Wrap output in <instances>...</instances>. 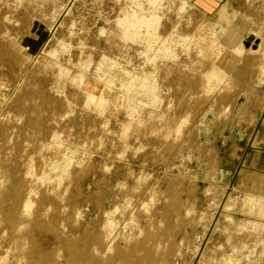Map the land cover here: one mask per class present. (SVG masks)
Listing matches in <instances>:
<instances>
[{
    "label": "rangeland",
    "instance_id": "rangeland-1",
    "mask_svg": "<svg viewBox=\"0 0 264 264\" xmlns=\"http://www.w3.org/2000/svg\"><path fill=\"white\" fill-rule=\"evenodd\" d=\"M252 134L264 143V0H0L4 193L41 184H25L42 207L28 258L85 236L156 248L154 264H264V151L220 174Z\"/></svg>",
    "mask_w": 264,
    "mask_h": 264
},
{
    "label": "bare ground",
    "instance_id": "bare-ground-1",
    "mask_svg": "<svg viewBox=\"0 0 264 264\" xmlns=\"http://www.w3.org/2000/svg\"><path fill=\"white\" fill-rule=\"evenodd\" d=\"M142 23L143 20L140 21L138 25H141ZM235 43H236L235 40H229V47H231L234 50L236 55H239L241 53V48H238V46H236ZM166 50L167 48L163 47V51ZM83 85L85 86V88L90 87L88 83L84 84L82 82V86ZM146 92H148L149 94L152 93L148 89ZM34 129L36 133L40 132V130H38L37 128L34 127ZM7 170L8 169L3 167V165L0 163V202L10 203V206L7 207L6 210H2L0 208V222L3 223L5 228L10 233L9 237H7L4 240L2 238L3 236H0V255L2 254L1 251L4 248L3 246L6 244L5 242H7L14 245L15 248L18 250L17 255H13L12 258L16 260L18 258L19 260H17L16 262H13L14 259L8 261V256H6L5 258L0 256V264H20V260L24 258L27 259V264H101V262L98 261L99 259H96V257L94 256V254H92V252H94L95 255H98L97 257H100V260L104 259L105 264H154L155 263L154 251L156 250V248L154 247H153L154 249H152L148 247L146 244L133 242L132 244L129 245H126L124 243L126 246L124 248L120 246L121 247L120 248L111 245L112 243L110 244V241H107V247L105 246L106 248L104 247L105 248L104 251L98 253L97 247L99 246V241L93 237H85V236L83 241L84 245L81 247L75 242H65L63 248L65 249V252L67 254L65 258L60 257V260L58 259L59 257L57 256L54 257L47 254L45 255L40 254L37 258L34 259L28 258L26 250L23 251L26 242L28 240H31V236L27 232V228L29 226H33V225L38 226L41 224L42 207L41 204H39L33 208V202L30 200L29 197H26V195H28L31 189L25 191V184H34L35 186L39 187L41 185L40 179L38 180H35L34 178H28L27 180L22 179L15 187H12L13 194L10 198H7L6 194L4 193V190L6 188L5 183L9 181V177L7 176L8 175ZM63 174L64 175L66 174V169H64ZM46 228L49 231L54 232V228L51 224H47ZM14 234H16L17 237H13ZM60 238L62 239V237ZM111 240H113V238ZM89 246L90 248H88ZM108 254H111V256L107 257Z\"/></svg>",
    "mask_w": 264,
    "mask_h": 264
},
{
    "label": "crops",
    "instance_id": "crops-1",
    "mask_svg": "<svg viewBox=\"0 0 264 264\" xmlns=\"http://www.w3.org/2000/svg\"><path fill=\"white\" fill-rule=\"evenodd\" d=\"M259 135L258 134H252L249 138V140H247L245 146L243 149L241 148H237V147H232V146H226V148H236L238 150L241 151V156L239 158H236V160L234 159H228L226 157H223L221 155V158H223V160L226 162L228 168L226 169V171H224L222 168H220V174L222 177H225L227 176V174H229V171H230V166H232V164L235 166V168L231 171L230 174H232L233 176L236 175L241 168H244L246 162H247V159H248V156H249V153H252V162L254 163V158H256L257 156H259V154H261L260 151H264L262 149H260L259 145L260 144H264L263 143V140H259ZM225 148V147H224ZM263 160H264V155H263ZM229 165V166H228ZM264 167V166H263ZM228 170V171H227ZM229 174V175H230Z\"/></svg>",
    "mask_w": 264,
    "mask_h": 264
},
{
    "label": "water",
    "instance_id": "water-1",
    "mask_svg": "<svg viewBox=\"0 0 264 264\" xmlns=\"http://www.w3.org/2000/svg\"><path fill=\"white\" fill-rule=\"evenodd\" d=\"M230 149H232V148H223L222 149V151H221V155H222V153L224 152V151H227V150H230ZM237 150V152H238V156H237V158H239L240 156H241V151L240 150H238V149H236ZM224 157V156H223ZM234 160H236V159H234Z\"/></svg>",
    "mask_w": 264,
    "mask_h": 264
}]
</instances>
